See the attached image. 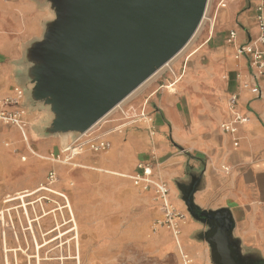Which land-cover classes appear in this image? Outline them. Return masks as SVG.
I'll list each match as a JSON object with an SVG mask.
<instances>
[{
    "label": "crops",
    "instance_id": "1",
    "mask_svg": "<svg viewBox=\"0 0 264 264\" xmlns=\"http://www.w3.org/2000/svg\"><path fill=\"white\" fill-rule=\"evenodd\" d=\"M226 6L228 31L212 32L204 46L208 60L204 74L215 80L211 85L216 90L211 117L197 118L193 98L185 104L174 89L165 96L159 95L162 86L148 94L139 91L126 102L141 105L149 99L154 136L145 121L128 124L109 132L112 147L107 152L83 150L66 163L53 159L65 140L39 135L34 125L46 113L27 107L28 137L16 126H0V208L8 198L42 191L49 173L56 171L58 179L51 188L66 195L74 223L71 231L78 234L73 253L162 247L176 252L171 231L156 226L163 216L162 202L152 188L136 185L131 178L144 161L152 164L156 178L169 185V201L182 212L188 211L182 189H195L192 201L202 210L229 208L242 252L264 260V75L258 80L260 96L242 90L241 83L254 68L248 57L234 58L236 46L258 34L257 10L254 0H229ZM50 14L40 0H0V104L2 98L14 95L25 45L42 36ZM231 29L237 31L234 42L228 41ZM234 92L241 95L242 111L250 115L236 135L221 129L231 117L228 98ZM121 124L114 114L101 131ZM202 225L188 217L181 229L182 247L198 264H214L210 245L197 236L206 229ZM179 261L182 264L180 254Z\"/></svg>",
    "mask_w": 264,
    "mask_h": 264
},
{
    "label": "water",
    "instance_id": "2",
    "mask_svg": "<svg viewBox=\"0 0 264 264\" xmlns=\"http://www.w3.org/2000/svg\"><path fill=\"white\" fill-rule=\"evenodd\" d=\"M51 12L43 34L25 45L18 70L23 106L46 113L34 129L61 136L63 149L84 135L172 62L201 28L209 0H40ZM182 189L214 264H264L242 252L229 208L202 210Z\"/></svg>",
    "mask_w": 264,
    "mask_h": 264
},
{
    "label": "rangeland",
    "instance_id": "3",
    "mask_svg": "<svg viewBox=\"0 0 264 264\" xmlns=\"http://www.w3.org/2000/svg\"><path fill=\"white\" fill-rule=\"evenodd\" d=\"M228 1L224 2L228 5ZM222 2L209 0L201 28L186 47L188 49L178 54L140 92L148 94L162 86L159 95L165 96L174 89L185 104L189 98H193L197 118L211 117L216 90L211 85L215 80L204 74L208 62L204 46L212 32L226 34L228 31L223 17L227 6L223 8L220 5ZM176 80L179 81L173 88L168 87ZM15 198L1 203L0 264H180L178 247H174L176 252L162 247L110 251L96 249L73 253L78 247V239L74 236L78 234L70 231L74 226V223L68 222L71 210L64 207L65 200L60 194L42 190L21 199L18 196ZM61 206L64 208L56 209ZM45 212H48L46 216ZM184 213L187 218H192L189 211ZM57 226L59 228L52 232ZM202 226L206 227L204 224ZM61 232L64 234L60 235ZM49 241L52 242L38 248V244Z\"/></svg>",
    "mask_w": 264,
    "mask_h": 264
},
{
    "label": "built area",
    "instance_id": "4",
    "mask_svg": "<svg viewBox=\"0 0 264 264\" xmlns=\"http://www.w3.org/2000/svg\"><path fill=\"white\" fill-rule=\"evenodd\" d=\"M16 1V0H10ZM257 10L256 24L258 26V34L255 38L244 44H238L235 49L234 58L240 60L244 56L250 60V65L254 68L251 77L241 83V89H248L252 94L257 96L261 95V89L258 84V80L264 75V0H254ZM222 7L226 6L223 1L220 4ZM237 38V31L231 29L228 34V41L234 42ZM168 66V65H167ZM176 81L168 87H173ZM240 94L238 92L231 93L228 98V108L231 112V117L228 121L221 124V129L225 133L236 135L239 131V126L246 124L250 120V115L243 112L240 107ZM24 89L21 86L14 88V95L6 96L2 98L0 104V126L1 124H7L16 126L20 129L25 137L27 135V127L29 124L28 119L25 117L27 109L23 106ZM150 101L147 99L141 105H134L123 101L115 109L109 112L106 117L98 122L95 126L89 129L84 135L72 141L69 146L57 154L53 159H57L61 162L69 163L72 161L74 155L82 152L83 150H92L96 152H107L112 147V142L108 138V134L111 131H120L128 124L139 123L145 121L150 124V132L152 136L156 134V127L154 125V116L149 111ZM117 114L120 116L122 124L113 129L107 131H101L102 125L106 121L111 120ZM235 145L238 144V139L234 141ZM137 167L139 172L132 175L136 185L144 186L145 189L152 188L156 194V198L162 202L163 216L156 222V226H165L168 228L172 236H174L178 245L179 254L182 260V264H198L190 253H187L181 243V229L182 225L187 221V216L184 212L177 209L171 201H169L170 188L169 185L161 178L154 176V167L149 162H139ZM58 179L56 171L49 173L47 177V184L45 188L51 192L50 185L54 184ZM45 190V189H44ZM65 200V206L70 209L65 194L61 193ZM48 199V197H46ZM64 206V207H65ZM66 208V207H65ZM70 218L68 222L72 220V212L70 211Z\"/></svg>",
    "mask_w": 264,
    "mask_h": 264
},
{
    "label": "bare ground",
    "instance_id": "5",
    "mask_svg": "<svg viewBox=\"0 0 264 264\" xmlns=\"http://www.w3.org/2000/svg\"><path fill=\"white\" fill-rule=\"evenodd\" d=\"M189 45H190V44H189ZM187 49H188V48H185V49H184L183 51H181L179 54L184 53ZM176 56H178V55H176ZM176 56H175V57H176ZM174 59H175V58H174ZM174 59H173V60H174ZM171 63H172V62H171ZM169 65H170V64H169ZM165 67H167V66H165ZM165 67H163L162 69H166ZM162 69H160V70H159V71L153 76V78H154L158 73H160V71H161ZM151 78H152V77H151ZM153 78H152L151 80H153ZM148 81H149V80H148ZM145 83H147V82H145ZM145 83H144V84H145ZM146 85H147V84H146ZM141 86H144V85H141ZM141 86H140V89H137L138 92H139V90H141V88H143V87H141ZM137 90H136V91H137ZM136 91L133 92L134 94H133V93H132V94H133V95L137 94L138 92H136ZM132 94L130 95V97L133 96ZM128 97H129V96H128ZM128 97H127V98H128ZM126 100H127V99H126ZM126 100H124V101H126ZM42 189H43V190H44V189H45V190H49V189L45 188V186H42ZM42 189H41V190H42ZM50 191H51L52 193H54V194L58 193V194L62 195L61 192L55 191V190L52 189V188H51ZM35 193H36V192H35ZM33 194H34L33 192H31V193L29 192V193L21 194L20 196H18V199H21V198H23V197H25V196H30V195H33ZM15 199H16V198H15V196H14V197L8 198L7 201H12V200H15ZM24 205H26V204L24 203ZM70 205H71V204H70ZM65 207H67V206H65ZM62 208H64V207L61 206V207H57L56 209H62ZM55 211H56V210H55ZM55 211H54V212H55ZM1 213H3V212H1ZM47 214H48V212H45V213H44V216H46ZM58 228H59V226H57L56 228H54V229L52 230V232L56 231ZM70 231H71V230H70ZM63 234H64V233L61 232L60 235H63ZM65 234H66V233H65ZM58 237H59V236H58ZM58 237H57V239H58ZM61 238H62V237H61ZM54 239L56 240V238H54ZM50 242H52V241L46 242L45 244H42V245L38 244V248H40L41 246L47 245V244H49Z\"/></svg>",
    "mask_w": 264,
    "mask_h": 264
}]
</instances>
